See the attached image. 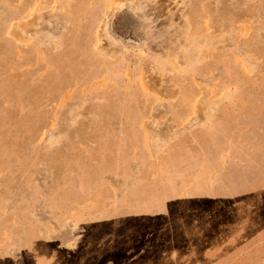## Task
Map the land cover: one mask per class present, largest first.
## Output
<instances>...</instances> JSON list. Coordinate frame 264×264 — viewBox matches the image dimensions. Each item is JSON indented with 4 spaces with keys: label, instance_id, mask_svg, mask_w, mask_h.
<instances>
[{
    "label": "rangeland",
    "instance_id": "rangeland-1",
    "mask_svg": "<svg viewBox=\"0 0 264 264\" xmlns=\"http://www.w3.org/2000/svg\"><path fill=\"white\" fill-rule=\"evenodd\" d=\"M141 114L256 136L241 156L264 205V0H0V264H264L159 256L172 214L92 213L80 181L123 156L103 126Z\"/></svg>",
    "mask_w": 264,
    "mask_h": 264
},
{
    "label": "crops",
    "instance_id": "crops-1",
    "mask_svg": "<svg viewBox=\"0 0 264 264\" xmlns=\"http://www.w3.org/2000/svg\"><path fill=\"white\" fill-rule=\"evenodd\" d=\"M133 117L124 120L121 135L112 122L103 126V140L122 150L120 161L100 158L96 174L79 183L85 199H95L97 219L121 212L159 216L162 225L163 215L172 214L176 235L160 241L159 256H264L263 185L256 184L261 177L254 162L241 156L242 146L256 142V136L227 121L184 126L168 116ZM78 205L69 206L68 216L83 222L81 206L74 211ZM143 243L144 251L152 245ZM76 257L34 256L40 264Z\"/></svg>",
    "mask_w": 264,
    "mask_h": 264
}]
</instances>
